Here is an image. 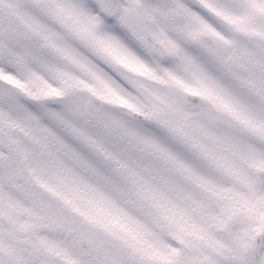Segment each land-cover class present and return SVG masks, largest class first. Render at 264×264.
I'll list each match as a JSON object with an SVG mask.
<instances>
[{"label": "snow or ice", "instance_id": "obj_1", "mask_svg": "<svg viewBox=\"0 0 264 264\" xmlns=\"http://www.w3.org/2000/svg\"><path fill=\"white\" fill-rule=\"evenodd\" d=\"M0 264H264V0H0Z\"/></svg>", "mask_w": 264, "mask_h": 264}, {"label": "rangeland", "instance_id": "obj_2", "mask_svg": "<svg viewBox=\"0 0 264 264\" xmlns=\"http://www.w3.org/2000/svg\"><path fill=\"white\" fill-rule=\"evenodd\" d=\"M80 102L83 103L84 101L81 100ZM50 106L52 108L58 107V105L54 102H52ZM111 112L112 108L110 106L109 108L101 109L98 114L91 119L86 116H79L77 126L84 127L89 135L103 140L110 146L119 144L121 146L127 145L128 148H131L132 145L129 143L131 137L126 136L120 128L112 126L110 122L112 119ZM73 116H76L75 112L73 113ZM118 119L126 128L134 132L143 130L139 120L134 119L132 115L127 112L119 114ZM64 136L66 138V142H73L71 139H68L71 137V133L65 130Z\"/></svg>", "mask_w": 264, "mask_h": 264}, {"label": "water", "instance_id": "obj_3", "mask_svg": "<svg viewBox=\"0 0 264 264\" xmlns=\"http://www.w3.org/2000/svg\"><path fill=\"white\" fill-rule=\"evenodd\" d=\"M94 103L96 104V108L92 111V113L89 115V114H86L87 116H89V117H91V116H94L95 115V113H96V111H97V109L99 108V107H101V104H100V102L99 101H94ZM103 106H105V105H103ZM135 117H137V118H141V119H143L142 117H138V116H136L135 114H133Z\"/></svg>", "mask_w": 264, "mask_h": 264}, {"label": "clouds", "instance_id": "obj_4", "mask_svg": "<svg viewBox=\"0 0 264 264\" xmlns=\"http://www.w3.org/2000/svg\"><path fill=\"white\" fill-rule=\"evenodd\" d=\"M56 99H63V98H52L53 101H55ZM69 163H71V162H69Z\"/></svg>", "mask_w": 264, "mask_h": 264}]
</instances>
